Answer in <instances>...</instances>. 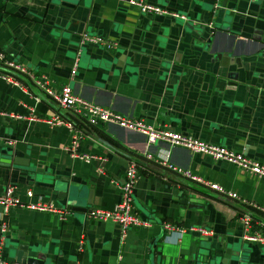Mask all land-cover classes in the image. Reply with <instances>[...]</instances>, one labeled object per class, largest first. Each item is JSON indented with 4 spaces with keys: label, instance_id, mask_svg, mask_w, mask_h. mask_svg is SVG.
I'll use <instances>...</instances> for the list:
<instances>
[{
    "label": "crops",
    "instance_id": "0c3cea01",
    "mask_svg": "<svg viewBox=\"0 0 264 264\" xmlns=\"http://www.w3.org/2000/svg\"><path fill=\"white\" fill-rule=\"evenodd\" d=\"M149 2L184 20L142 13L127 0H0V53L29 71L18 76L21 87L0 76V196L11 187L23 204L48 207H0L1 261L24 247L48 264H264V241L252 239H264L263 178L164 142L147 143L113 124L90 125L34 83L44 75L53 90L67 85L89 103L264 165V0ZM83 32L116 48L81 45ZM237 56L254 61L240 68L225 63ZM55 115L72 130L44 121ZM147 154L238 199L165 170ZM130 163L143 167L131 205L146 226L121 230L110 220L88 219L89 210L118 203Z\"/></svg>",
    "mask_w": 264,
    "mask_h": 264
},
{
    "label": "built area",
    "instance_id": "2783aa9c",
    "mask_svg": "<svg viewBox=\"0 0 264 264\" xmlns=\"http://www.w3.org/2000/svg\"><path fill=\"white\" fill-rule=\"evenodd\" d=\"M129 6L137 9L142 13H149L161 16H168L172 18H178L184 20V16L177 14L175 12L169 11L166 8L151 4L149 0H127ZM79 42L81 45H92V46H103L104 48L110 50L115 49L116 44L109 41L103 37L96 36L93 34L83 32L80 36ZM79 52L76 53L71 61V66L69 70V78L75 74V70L78 66ZM0 76L12 82L16 86L22 85V82L16 78V74L28 75L29 71L20 63L12 61L5 55L0 53ZM36 87L47 96L59 109L70 112L83 119L90 125L95 126L96 124H113L127 130L139 132L144 135L147 143L154 142H164L172 147L182 148L194 154H201L210 160L214 161H225L231 163L240 170H244L255 177L264 179V165L259 162L252 160L245 155L235 152L231 149L224 148L223 146L216 145L209 142H204L202 140L193 138L191 136L183 135L181 133L175 132L166 125L162 124H152L148 123L139 118H132L119 114L109 108H104L92 103H89L78 96L74 95L71 89L67 85H60L57 90H53L48 78L44 75H40L34 81ZM30 120H36L35 117H30ZM45 122L48 124H65L70 130H72V124L61 117L52 116L50 118H45ZM72 143H75V134L70 136ZM81 158L86 162L88 155H82ZM146 159L154 161L160 167L165 170L172 171L179 174L185 179L190 180L193 183L205 186L206 188L212 190L213 192L219 194L227 200H237L238 197L231 191L225 190L215 183H208L201 180L198 176L192 174L188 170H183L171 165L167 159L154 160V158L147 154ZM141 164L130 163L125 170L124 179L122 183L118 186L120 191V200L111 210H89L86 212V217L88 219H94L98 221L110 220L119 226L121 230H125L131 226L139 225L146 226V223L141 222L140 219L132 211L131 198L132 191L134 189L135 181L138 178L142 170ZM27 196H30V191L26 192ZM26 206L29 209L45 210V207L41 204H23L17 198L14 197L11 187H7L3 194L0 196V207L3 210L9 207H22ZM245 226L247 225V220L243 217L240 218ZM165 228L171 230L168 225ZM5 230V224L2 222L0 226V231ZM197 231L201 235H208L210 232L202 230L200 228ZM257 241H264L263 238L257 237L252 238ZM0 262L1 259H0Z\"/></svg>",
    "mask_w": 264,
    "mask_h": 264
},
{
    "label": "water",
    "instance_id": "95a60500",
    "mask_svg": "<svg viewBox=\"0 0 264 264\" xmlns=\"http://www.w3.org/2000/svg\"><path fill=\"white\" fill-rule=\"evenodd\" d=\"M221 30H225V29H222V28L217 29L215 32L219 33ZM224 34H226V33H224ZM229 36L232 39H235V36H233V35H229ZM211 40H213L212 37H211ZM259 44L264 45V39H262V42H259ZM225 56L226 55H222V56L216 55V58L221 59V57H225ZM229 57H232V56L229 54ZM252 61H254L253 58H249V57L241 58V57L237 56L236 58H232L230 61L229 60L225 61V63L226 62H233L236 68H240L241 64H247V63H250ZM246 75H247V73H246ZM16 162L17 161L15 160V163ZM0 264H48V263L44 262L42 256H39V255L31 256V255L27 254L26 249L24 247H19L18 252L16 253L15 257L12 260H9L7 262L2 261V262H0Z\"/></svg>",
    "mask_w": 264,
    "mask_h": 264
},
{
    "label": "trees",
    "instance_id": "16d2710c",
    "mask_svg": "<svg viewBox=\"0 0 264 264\" xmlns=\"http://www.w3.org/2000/svg\"><path fill=\"white\" fill-rule=\"evenodd\" d=\"M18 76H23L22 74H16V78L18 79ZM19 79H20V77H19ZM18 79V80H19ZM21 80V79H20ZM22 81V80H21ZM25 83V82H24ZM26 85H27V83H26ZM44 95V94H43ZM45 96V95H44ZM45 97H47V96H45Z\"/></svg>",
    "mask_w": 264,
    "mask_h": 264
},
{
    "label": "rangeland",
    "instance_id": "374dc122",
    "mask_svg": "<svg viewBox=\"0 0 264 264\" xmlns=\"http://www.w3.org/2000/svg\"><path fill=\"white\" fill-rule=\"evenodd\" d=\"M79 57H80V55H79Z\"/></svg>",
    "mask_w": 264,
    "mask_h": 264
}]
</instances>
